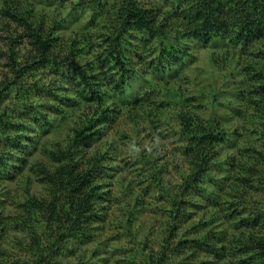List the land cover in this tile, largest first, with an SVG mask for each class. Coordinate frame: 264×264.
<instances>
[{"label":"rangeland","instance_id":"374dc122","mask_svg":"<svg viewBox=\"0 0 264 264\" xmlns=\"http://www.w3.org/2000/svg\"><path fill=\"white\" fill-rule=\"evenodd\" d=\"M7 1L47 28L60 25L49 29L55 54L74 46L78 64L100 78L106 48L100 36L108 32L107 23L119 20L114 8L119 0H0V81L11 78L4 52L12 39L2 16ZM136 1L179 20L180 7L173 0ZM229 36L207 44L178 39L174 32L164 40L133 39L135 49L127 55L133 73L124 95L102 82L94 95L81 97L77 86L62 76L66 66L60 61L66 56L54 58L55 67L24 71L16 83L1 86L9 97L0 104V264H32L53 249L52 264H152L150 257H159L170 239L186 236L194 240L186 255L190 258H169L167 264L245 261L238 252L241 242L264 238V191L259 184L264 169L250 167L248 158L233 149L246 148L236 134L244 130V121L235 111L242 105L235 92L258 87L246 68L255 65L264 73V44L248 50L233 46ZM20 45L23 53L27 46ZM185 45L188 55L171 67V47ZM185 109L203 119L221 120L230 140L218 147L202 182L188 191L189 159L179 117ZM47 113L52 124L44 128L47 121L41 114ZM103 114L106 120L90 125ZM84 128L93 133L91 145H73L76 131ZM252 140L251 156L263 142L261 135ZM70 159L87 161L89 168L97 162L100 170L93 182L97 199L87 235L83 230L72 237L61 236L63 227L43 217L52 194L41 176L42 169L54 173ZM156 162L166 164L162 180H154ZM242 180L251 183L244 187ZM177 199L187 204L178 219L172 212ZM29 200L37 201L30 206L40 211L29 209ZM255 220V228L247 224Z\"/></svg>","mask_w":264,"mask_h":264},{"label":"trees","instance_id":"16d2710c","mask_svg":"<svg viewBox=\"0 0 264 264\" xmlns=\"http://www.w3.org/2000/svg\"><path fill=\"white\" fill-rule=\"evenodd\" d=\"M173 4L180 7L177 11L179 20H171L169 14L161 15V9L153 8L151 4L148 6L149 8H144L136 0H119L117 6L114 7L119 20L107 23L108 32L100 36V42L105 44L106 48L103 50L102 71L98 78L88 75L86 69L78 64L74 53L78 49L75 50L74 46L68 45L66 52L55 54L56 42L49 29L58 28L60 25L52 24V27L47 28L41 20L35 19L26 12H21L19 8L11 6L8 2L4 6L2 16L6 19L7 31L5 32L11 33L10 38L12 39L11 45L4 52L7 56L6 68L11 78L8 79L5 76L0 81V87L16 83L15 79H19V74L24 71H39L53 63V67H55L58 63L53 62V59L66 56L67 58L60 61L62 67L66 66V71L62 76L77 86V92L81 97L87 99L89 98L88 93L94 95L98 90L96 87L101 86L99 83L102 82L114 93L124 95L126 84H129L133 73L129 64L131 62L127 60L128 53L135 49L131 43L133 39L141 38L142 41L144 37H151L153 40H164L167 34L174 32L178 39L191 40L201 44H207L217 38H225L226 35H230L229 38L233 46L240 45L248 50L254 44H264V0H173ZM161 16H164L163 20L160 19ZM94 19H96V14L93 16ZM20 43L24 47L27 46L23 53L19 47ZM171 49L172 53L167 56L171 67L179 64V58L186 57L189 53V48L186 45L178 49L171 47ZM251 53L254 52L251 51ZM254 54L258 55V53ZM246 69L249 71L247 74H250L258 87L254 86L252 90L244 91L239 89L238 93L235 92L237 101L242 103L240 108H235V111L244 121V130L241 134L240 132H236V134L239 135L241 143L245 144L246 148L241 147L240 149L239 146H233V149H236L245 160L246 157L248 158L247 162L250 167L264 169V73L255 65H249ZM241 87L243 89L242 84ZM21 92H24V89ZM4 97L8 98L9 96L0 90V104ZM47 108L52 110L50 107ZM41 116L44 119L43 122L47 121V124H42L44 128L52 124L48 113L46 117L45 114H41ZM179 117L180 136L186 139L184 152L189 159L190 174L185 179V190L188 191L202 182L214 164L218 155V147L221 148L230 140L226 137L223 128H220L222 127L221 120L203 119L186 109L180 113ZM96 119L91 120V126L97 121L106 120L107 116L103 114ZM258 120L263 122L258 123ZM0 122H2L1 117ZM88 131L86 128L77 130L71 143L79 147H89L93 140V133ZM256 135H261L263 142L260 145V150H255L256 155L251 156L249 153L252 149V137L254 138ZM143 158L146 160L147 155H143ZM153 163H155L154 160ZM88 165L87 161L79 162L70 159L54 173L46 172L45 168L42 169L44 173L41 170L42 179L46 180L52 194V202L46 198L49 204L44 210L43 217L63 227L61 236L72 237L76 232L83 235L84 231L87 235V223L95 215L92 209L97 194L93 192V182L100 170L97 169V162L93 164L96 169L92 166L89 168ZM157 166L159 169L154 180H162L166 164L157 163ZM250 181L242 180L241 183L245 187L250 185ZM252 182L255 181L252 180ZM259 184L260 189L264 191V173ZM33 202L37 201L29 200L27 202L28 208L37 210L36 206L31 208L30 205L35 204ZM184 203L186 202L180 199L174 201L172 212L175 213L176 219L182 214V209L187 207V204L183 205ZM37 211H40V208ZM247 224L255 228L259 222L255 220L251 223L247 222ZM64 240L68 241L66 238ZM193 242L194 240L187 236L174 241L170 239L164 246L161 255L159 257L152 255L150 260L152 264H167L169 258H175L178 262H186L190 258L186 255L193 247ZM241 245L238 252L241 257H245V261L241 264H264V238L250 237L241 242ZM212 248L215 253L216 249L214 246ZM55 251L56 249H53L52 253L41 257L32 264H52V260L56 256ZM16 264L21 263L17 262Z\"/></svg>","mask_w":264,"mask_h":264}]
</instances>
